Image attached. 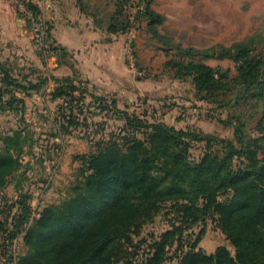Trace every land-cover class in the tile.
I'll return each mask as SVG.
<instances>
[{"label":"trees","instance_id":"trees-1","mask_svg":"<svg viewBox=\"0 0 264 264\" xmlns=\"http://www.w3.org/2000/svg\"><path fill=\"white\" fill-rule=\"evenodd\" d=\"M153 2L140 0L133 19L132 0H95L91 12L98 27L106 26L113 34H129L146 22V31L172 55L166 62L172 77L191 80L199 99L224 107H233L235 100L255 101L262 109L259 135L246 130L236 114L223 120L234 129L233 136L225 138L195 126L171 125L157 115V108L153 114L148 108H123L115 95L98 94L88 81L78 79L71 53L51 35L59 63H69L75 72L73 77L53 76L56 85L49 95L60 104L52 135L62 140L82 129L93 150L81 155L80 176L67 198L45 206L32 223V194L19 193L15 205L21 212L14 213L11 230L7 208L0 236L3 228L11 240L23 232L27 246L16 264H264V49L257 35L231 45L182 46L159 30L167 17ZM29 6L35 14L42 13L35 2ZM209 59H231L237 75L211 65ZM13 71L0 59V110L16 114L20 121L0 135V194L38 144L26 116L25 96L48 82L47 77L27 80L29 74L19 78ZM111 121L121 124L110 130ZM197 145L202 147L198 156L192 152ZM42 148L50 152L47 145ZM18 186L22 191L20 179ZM170 203L168 209L181 216L180 222L170 219L166 230L139 238L144 225ZM7 210L0 205V215ZM209 220L233 250L224 244L204 249L200 242L205 228L193 240L187 238V232L192 236V228L204 227Z\"/></svg>","mask_w":264,"mask_h":264},{"label":"rangeland","instance_id":"rangeland-1","mask_svg":"<svg viewBox=\"0 0 264 264\" xmlns=\"http://www.w3.org/2000/svg\"><path fill=\"white\" fill-rule=\"evenodd\" d=\"M157 6L159 9H164V14L167 16V21L159 30L174 36L175 42L182 46L206 48L216 43L231 45L236 41L257 35L258 46L264 49V0H158ZM145 25L146 22H143L139 28L129 33V38L134 42L137 59L134 73L147 79L145 88L148 90L154 88L161 95L140 93L132 98H120L121 107L125 108L127 105L131 110L138 108L139 111L148 108L150 114L154 113L153 108H157L158 116H162L167 122L178 124L180 128L195 126L206 133L217 134L225 138H231L234 129L233 126L226 125L223 120L236 114L246 124V130L259 135L257 125L262 117V109L255 101L234 99L233 107H224L199 99L191 80L172 77L173 70L166 65L172 55L163 50L162 45L146 31ZM137 39H139L138 43L135 41ZM125 63L128 65L126 57ZM208 63L229 68L233 76L238 73L231 59H209ZM80 85H82L81 82ZM59 104L60 101L53 102L51 108H27V119L36 131L34 138L38 144L30 151L32 153L25 155L24 167L0 194V205L5 210L11 207L8 230L14 226V213L21 212L15 205L20 192L32 194L29 199L30 224L45 206L59 204L67 198L73 182L80 176L81 155L89 154L93 150L82 129L66 134L62 140L52 135L56 131L53 118L58 112ZM97 117L96 120L101 119ZM37 120L38 127L35 124ZM114 122H110L111 125L113 123L110 130L116 129V126L121 124L120 121ZM19 124L20 121L16 114L0 110V135L2 132L18 127ZM42 144L47 145L50 152H43ZM197 146L192 152L198 156L202 147ZM49 155L54 158H48ZM41 158H43L42 161ZM19 179L22 191L18 188ZM171 205L170 203L165 208H161L155 221L144 225L139 238H147L146 236L151 232L160 233L166 230L170 219L180 222L181 216L179 217L174 211V214H171V209H168ZM8 212L7 210L6 213L0 215V219L3 220ZM202 225L203 223L196 225L189 231V234L193 233L192 236H188L187 232V238L193 240L200 230L205 228L206 233L200 242L204 249L210 251L224 244L233 250L225 235L212 221H207L204 227ZM7 234L6 229L3 228L0 236V264H16L17 258L27 249L24 234L20 232L13 240ZM144 248H146L145 245L141 250ZM167 264L174 263L168 262Z\"/></svg>","mask_w":264,"mask_h":264},{"label":"crops","instance_id":"crops-1","mask_svg":"<svg viewBox=\"0 0 264 264\" xmlns=\"http://www.w3.org/2000/svg\"><path fill=\"white\" fill-rule=\"evenodd\" d=\"M34 1L52 26L54 42L71 53L79 71L78 79L88 81L91 90L98 94L115 95L119 98V105L120 98H132L140 93L161 95L154 88H145L147 79L135 74L134 69L125 63L124 46L130 34H113L106 30V26L98 27L91 12L95 0ZM157 1L154 0L153 8L164 14ZM85 5L87 10L83 8ZM139 39L135 41L138 43ZM0 59L12 67L19 78L28 74L27 80L48 78L47 85L41 90L25 96L27 108H51L53 102L58 103L49 95L56 85L53 76L73 77L75 73L69 63L60 64L56 56L43 58L39 54L33 43L32 29L11 0H0ZM32 69L37 72L32 73ZM168 123L180 128L176 123ZM35 124L39 126L38 120Z\"/></svg>","mask_w":264,"mask_h":264},{"label":"built area","instance_id":"built-area-1","mask_svg":"<svg viewBox=\"0 0 264 264\" xmlns=\"http://www.w3.org/2000/svg\"><path fill=\"white\" fill-rule=\"evenodd\" d=\"M140 0H132L131 5V19L139 8ZM19 15L31 23L33 32V43L43 56L49 57L56 54L51 43V27L49 21L43 16V13L35 14L34 10L30 8L29 4L35 2L34 0H11ZM125 57L128 65L135 70L136 68V52L134 48L133 39L128 38L124 46Z\"/></svg>","mask_w":264,"mask_h":264}]
</instances>
